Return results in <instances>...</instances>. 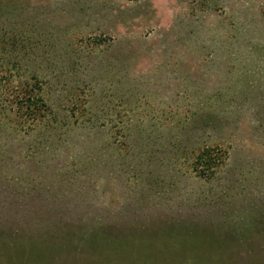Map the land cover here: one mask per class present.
<instances>
[{"label":"rangeland","instance_id":"rangeland-1","mask_svg":"<svg viewBox=\"0 0 264 264\" xmlns=\"http://www.w3.org/2000/svg\"><path fill=\"white\" fill-rule=\"evenodd\" d=\"M197 241L264 264V0H0V264Z\"/></svg>","mask_w":264,"mask_h":264},{"label":"trees","instance_id":"trees-1","mask_svg":"<svg viewBox=\"0 0 264 264\" xmlns=\"http://www.w3.org/2000/svg\"><path fill=\"white\" fill-rule=\"evenodd\" d=\"M17 99L19 101L25 100L28 102L27 107H24L20 103L16 104V109L24 110V112L26 113L28 117L36 118L37 116L38 117L40 116L41 119L50 118L52 111L46 106L45 100H43L40 95L39 89L29 87L28 90L18 91ZM203 163L205 166H207L206 161H203ZM197 244H198V241L196 243L189 242L186 245L187 249L184 250L185 252H183L182 254L179 253L177 255L178 256L177 259L181 262L180 264H219L213 256L209 255L210 252L207 249L204 250L206 251L205 253H202L203 256L201 255L200 257H198V254L195 253L196 249L194 248L195 247L194 245H197ZM190 245L193 247V249L191 250L189 249ZM113 251H116V250L113 249Z\"/></svg>","mask_w":264,"mask_h":264}]
</instances>
